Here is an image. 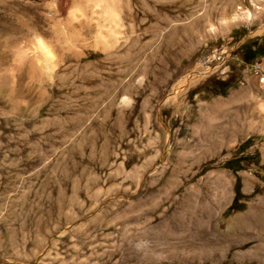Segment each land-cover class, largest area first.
Masks as SVG:
<instances>
[{
	"label": "rangeland",
	"instance_id": "rangeland-1",
	"mask_svg": "<svg viewBox=\"0 0 264 264\" xmlns=\"http://www.w3.org/2000/svg\"><path fill=\"white\" fill-rule=\"evenodd\" d=\"M114 4L0 0V264H264V0Z\"/></svg>",
	"mask_w": 264,
	"mask_h": 264
},
{
	"label": "bare ground",
	"instance_id": "bare-ground-1",
	"mask_svg": "<svg viewBox=\"0 0 264 264\" xmlns=\"http://www.w3.org/2000/svg\"><path fill=\"white\" fill-rule=\"evenodd\" d=\"M89 1L92 7L97 9L98 11L97 14H99L105 20H107V25L109 24L108 30L110 29L112 31L115 28L118 29V26L120 25L119 17H118L119 14H117V11L115 9L114 0H89ZM238 16L245 21H250L253 18H255L256 14L254 12L246 11V12H240ZM113 33H115V31ZM196 80H197L196 78H193V79L186 81V78H184L176 85L177 88H173L172 91H174V93L177 94L178 92L182 91L185 87L191 85Z\"/></svg>",
	"mask_w": 264,
	"mask_h": 264
},
{
	"label": "water",
	"instance_id": "water-1",
	"mask_svg": "<svg viewBox=\"0 0 264 264\" xmlns=\"http://www.w3.org/2000/svg\"><path fill=\"white\" fill-rule=\"evenodd\" d=\"M251 34H249L248 36L245 37L248 38L250 37ZM213 69H210L208 71H200V72H195V73H191L188 75V77L186 78V81L190 80V79H193V78H196V79H199V78H203V77H206L208 76L211 72H212ZM174 91H170L166 97L159 103V106H158V109H157V113L158 115H160V112L163 110V108L168 104V101H169V98L174 96Z\"/></svg>",
	"mask_w": 264,
	"mask_h": 264
},
{
	"label": "trees",
	"instance_id": "trees-1",
	"mask_svg": "<svg viewBox=\"0 0 264 264\" xmlns=\"http://www.w3.org/2000/svg\"><path fill=\"white\" fill-rule=\"evenodd\" d=\"M256 52L259 53L260 55H263L264 54V48H263V45H260L258 46V48L256 49ZM254 57V56H253ZM219 84V91H220V94L221 95H224L225 94V90L227 88H229L230 86H233L231 85L229 82H220L218 83ZM236 192H237V185H236ZM238 193H236V197H237Z\"/></svg>",
	"mask_w": 264,
	"mask_h": 264
}]
</instances>
